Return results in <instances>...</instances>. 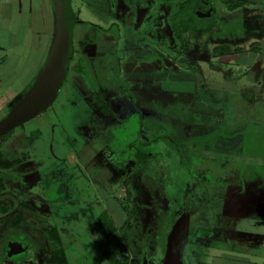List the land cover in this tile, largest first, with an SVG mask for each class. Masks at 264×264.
Instances as JSON below:
<instances>
[{
	"label": "rangeland",
	"instance_id": "374dc122",
	"mask_svg": "<svg viewBox=\"0 0 264 264\" xmlns=\"http://www.w3.org/2000/svg\"><path fill=\"white\" fill-rule=\"evenodd\" d=\"M178 1L71 0L85 20L73 32L81 53L73 54L55 101L15 127L2 147L19 162L0 168V203L9 209L0 212V264H60V248L66 264H110L91 226L104 211L126 230L128 264L253 260L245 246L255 219L243 214L264 207V88L245 93L235 75L220 79L210 50L222 44L219 33L176 39L170 23ZM77 97L110 110H100L95 133L85 130L98 176L70 161ZM120 161L129 167L125 186L105 192L101 179ZM15 210L25 219L14 227L7 214Z\"/></svg>",
	"mask_w": 264,
	"mask_h": 264
},
{
	"label": "crops",
	"instance_id": "0c3cea01",
	"mask_svg": "<svg viewBox=\"0 0 264 264\" xmlns=\"http://www.w3.org/2000/svg\"><path fill=\"white\" fill-rule=\"evenodd\" d=\"M211 1L218 20L209 31L204 32L209 38L219 33L222 44H212L210 50L213 61L220 64V79L225 80V76L231 79L235 75L234 83L238 88L243 87L245 93L248 92L247 89H253L255 86L264 88V0H235L237 5L234 9H229L223 0ZM217 5H219V10H217ZM54 32L55 15L51 0H0V115L2 112L9 111L33 81L48 54ZM186 34L187 32L181 35L182 42L186 41ZM80 40L83 42L82 35ZM217 46L228 51L217 54L214 52ZM80 50H74L73 54L78 55L79 52L81 53ZM12 56L14 57L13 63L9 61ZM209 64L213 65L212 60H209ZM5 66L7 68L1 70ZM25 69L26 71L33 69L31 76H22V73L26 72ZM210 69H212L211 66ZM75 70L79 76L82 75L83 71L78 70L77 65ZM16 81L19 84H16ZM224 83L228 82L224 81ZM70 86L74 88L73 90H78L77 93L83 94L82 89L84 88L81 83L79 86H75L74 83ZM258 95L261 96V94ZM88 97L91 98L93 104L92 95ZM71 98L73 97L68 98L67 101H72ZM81 98L82 101L77 97L79 103L82 102L81 112L78 115L79 120L76 121L79 124L78 127L72 129L79 131V140L76 139V156L70 154L72 158L70 161L81 163L84 169L92 168L93 175L98 176L101 165L97 163L96 149L87 142L91 137H87L88 133L85 130L92 128V134L95 133L96 126L100 119L102 120L99 118L102 115L101 111L106 109V112L107 110L110 112V110L105 108L99 99L95 100L98 107L91 105L92 108L89 100ZM123 169L126 173L124 179L120 181ZM126 170H129L127 163L123 161L114 163L112 171L108 170L106 177L101 179L105 185L104 191L110 193L115 188L125 186L126 177L129 174ZM100 184H97L94 190H99ZM258 208L243 214L247 219H255L245 246V250L251 254L253 259L250 264H264V218L255 215L264 207Z\"/></svg>",
	"mask_w": 264,
	"mask_h": 264
},
{
	"label": "trees",
	"instance_id": "16d2710c",
	"mask_svg": "<svg viewBox=\"0 0 264 264\" xmlns=\"http://www.w3.org/2000/svg\"><path fill=\"white\" fill-rule=\"evenodd\" d=\"M223 3L227 5L229 9H234L237 5L235 0H223ZM73 18L75 20L74 28L77 23L85 22L78 18L73 11ZM218 15L211 0H182L176 4V9L171 16V29L173 34L181 42V35L188 31L203 30L209 31L217 22ZM98 28H102L97 25ZM74 51V50H73ZM227 49L221 47H215L214 52L217 54L227 52ZM73 57L70 58V63ZM70 66V64H69ZM69 70V68H68ZM65 81V79H64ZM21 126V125H20ZM12 128L7 132L0 135V168L5 169L15 165L16 160H7L3 153L2 147L4 143L10 138L13 130ZM23 207H28V204L21 202ZM33 210V207H31ZM9 211L6 205L0 203V212L6 214ZM260 218H264V209L258 214H255ZM9 220H11L12 226H17L25 218L21 211H12L7 214ZM6 217V218H7ZM15 217V219H14ZM98 232V247L102 255L108 260L110 264H128V251H127V234L126 230H120L116 228L111 221V217L108 212L104 211L93 221V225ZM131 227L129 220L125 221V228ZM59 241V239H57ZM164 252V248L162 250ZM59 262L60 264H66L65 255L62 248L59 249Z\"/></svg>",
	"mask_w": 264,
	"mask_h": 264
},
{
	"label": "water",
	"instance_id": "95a60500",
	"mask_svg": "<svg viewBox=\"0 0 264 264\" xmlns=\"http://www.w3.org/2000/svg\"><path fill=\"white\" fill-rule=\"evenodd\" d=\"M55 32L48 54L32 83L0 118V135L22 125L48 108L56 99L68 73L73 53L74 23L71 0H51Z\"/></svg>",
	"mask_w": 264,
	"mask_h": 264
}]
</instances>
